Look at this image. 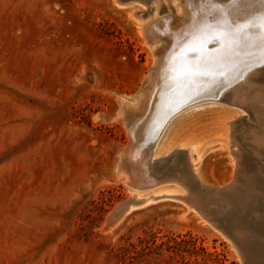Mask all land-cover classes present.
I'll return each mask as SVG.
<instances>
[{
	"label": "rangeland",
	"instance_id": "1",
	"mask_svg": "<svg viewBox=\"0 0 264 264\" xmlns=\"http://www.w3.org/2000/svg\"><path fill=\"white\" fill-rule=\"evenodd\" d=\"M126 1L120 2L143 6L137 18L115 0H0V264H243L225 233L187 203L162 196L121 219L114 211L134 191L131 170L128 181L119 166L130 143L122 104L138 102L156 59L138 21L151 19L153 9ZM216 101L181 111H196L183 118L191 116L184 134L206 148L220 139L230 114L225 107L235 106ZM243 111L234 147L246 178L255 177L262 190L244 209L224 197L204 200L229 203L235 228L250 230L247 240L255 243L259 233L249 214L264 205V157L246 137L253 120ZM226 150L207 151L202 182L232 180L239 160ZM177 161L186 163L182 154ZM182 172L189 169L167 176Z\"/></svg>",
	"mask_w": 264,
	"mask_h": 264
},
{
	"label": "bare ground",
	"instance_id": "2",
	"mask_svg": "<svg viewBox=\"0 0 264 264\" xmlns=\"http://www.w3.org/2000/svg\"><path fill=\"white\" fill-rule=\"evenodd\" d=\"M115 1L122 7L130 5L132 10L129 14L133 18H137L135 9L143 7L132 3L127 4L128 0L127 3L120 2L121 0ZM136 1L146 3L154 11L151 19L137 20L141 21V31L144 32L147 42L155 50L156 59L151 66L145 85L141 88L137 98L138 102L132 100L122 104L124 111L121 110L125 114L129 128L130 143L126 146L123 161L119 166L124 175L127 173L128 178L130 174L128 172L131 170L132 176L130 177L133 182H130H132L134 191H132L128 206L125 210L122 209L123 212L119 214L118 219H121L136 205L140 206L162 196H168L187 203L188 210H193L203 221L215 227L217 225L213 221L204 216L191 202L184 199L187 189L183 184L189 182V174L184 175L182 172L183 174L175 176H160L155 174L154 165H156V159L159 161L157 164H160L162 157L181 153L191 171L201 179L200 165L208 150L217 147L227 149L229 154L239 160L238 151L240 150L237 149V151L234 147L240 145L234 139L235 119L244 112V109L251 113L250 120H253L250 129L248 131L245 129L246 137L252 142L250 146L255 153L260 158L264 157V59H262L264 53L253 44L244 42L240 38L237 27L246 23H257L260 12L264 11V0H245L239 10L229 9L231 15L228 19L232 23V32L236 34L235 39H226L222 32L215 28L219 23L218 18L207 14L208 10L201 8L200 0H195V7H189V0ZM220 3L227 5V0H220ZM145 9L147 8L143 10ZM167 10L169 15L164 16L165 13H162ZM161 14L163 16H160ZM209 25L213 27H208ZM254 32L255 29H252L249 34ZM207 42H212V44L208 46ZM205 47L213 50V56L210 55L211 60L208 64L198 66L203 56L209 53L206 52ZM189 72L192 74L188 75ZM214 100L228 101L235 106L225 107L230 114L221 124L222 130L220 131L223 132L221 136L219 135L220 139L215 137L213 141L216 139L218 141L213 142L215 143L213 145L210 143L211 146L206 148L201 141L184 134V129L191 120V116L188 117L189 119L183 118L190 113L194 116L196 111H184V114L181 111L192 104ZM210 104L213 103L210 102ZM214 106L216 107L215 104L212 105L213 108ZM204 108L208 107L198 106L195 109L198 111ZM221 110H224V107ZM134 169L139 172L132 171ZM256 180L255 177L249 176L245 180L243 192L232 198L224 197L225 200L232 205L237 203L243 209L250 207L253 201H257L254 193L259 192V189L262 190V186L260 187ZM261 200L264 199L261 198ZM228 205L229 203L226 207ZM243 229L238 230V233L243 235L242 238L251 234L250 230L247 232ZM242 238L240 240L246 239Z\"/></svg>",
	"mask_w": 264,
	"mask_h": 264
},
{
	"label": "water",
	"instance_id": "3",
	"mask_svg": "<svg viewBox=\"0 0 264 264\" xmlns=\"http://www.w3.org/2000/svg\"><path fill=\"white\" fill-rule=\"evenodd\" d=\"M212 42L208 43L207 45H211ZM206 48V47H205ZM206 52H209L208 54L204 55L202 60L200 61V65L202 64H208L211 60V56H213V50L206 48ZM212 52V53H211ZM210 57V58H209ZM188 59V57H186ZM203 65V66H204ZM220 95V94H219ZM212 98V97H210ZM215 98V97H213ZM240 123V122H239ZM152 146V143L150 144V147ZM147 147V146H145ZM144 149V148H143ZM181 156V153H178L176 155H167L165 157H162L160 159V164H157L159 161L156 159V165H154V169H156V172L160 176H166L168 172H172L174 170H177L180 167H184L185 169H190L189 172V182L183 184L186 189H187V194L184 196V199L191 202L196 209H198L204 216H206L209 220L213 221L221 231L225 233V235L233 242L235 247L239 250V253L241 255L243 264H257L256 260V253L260 254V257H264V206L257 205L253 211H258L260 210L259 215H253V211L251 212L252 214H249L251 221L254 223V230H256L259 233L258 240L253 243L247 241V236L245 235L244 237L246 238L245 243L247 248H243V245L240 242V238L242 236L238 233V230L235 228V225L229 217L228 212L230 209L227 207H218V205H212L207 202H205L204 197L207 196H214V197H229L232 198L238 193L243 192V186L245 184L246 177L248 175L246 168L242 161L238 163L237 169L235 172V176L233 179L221 186L217 185H212V184H207L202 182L192 171L191 168H189V165H186L184 163L180 167L177 166L178 164V157ZM128 202L126 203V200L121 202L115 207V213H122V209L125 210V208L128 206ZM121 210V211H120ZM259 212V211H258ZM113 216L111 215L110 219H112ZM243 237V238H244ZM242 238V239H243ZM249 248V249H248ZM255 254V255H254Z\"/></svg>",
	"mask_w": 264,
	"mask_h": 264
},
{
	"label": "snow or ice",
	"instance_id": "4",
	"mask_svg": "<svg viewBox=\"0 0 264 264\" xmlns=\"http://www.w3.org/2000/svg\"><path fill=\"white\" fill-rule=\"evenodd\" d=\"M245 3V0H227V5L220 3V0H200L201 8H206L208 10L207 14L215 15L219 23L215 28L222 32L226 39H235L236 34L232 32V23L229 21L228 17L231 15L229 9L239 10ZM189 7H195V0H189ZM208 27H213L209 25ZM239 29L240 38L246 42L253 44V46L258 47L262 53H264V11H261L257 23L243 24L237 26ZM252 29L255 32L251 35L249 34ZM264 59V56H262ZM191 75L192 73H187Z\"/></svg>",
	"mask_w": 264,
	"mask_h": 264
}]
</instances>
